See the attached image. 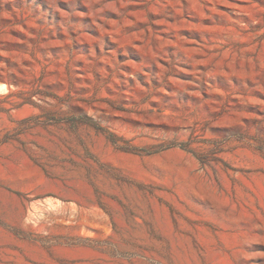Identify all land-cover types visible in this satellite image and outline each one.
<instances>
[{
  "label": "rangeland",
  "instance_id": "374dc122",
  "mask_svg": "<svg viewBox=\"0 0 264 264\" xmlns=\"http://www.w3.org/2000/svg\"><path fill=\"white\" fill-rule=\"evenodd\" d=\"M0 264H264V0H0Z\"/></svg>",
  "mask_w": 264,
  "mask_h": 264
}]
</instances>
